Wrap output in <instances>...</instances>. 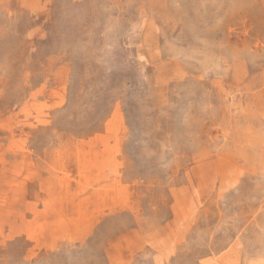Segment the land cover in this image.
<instances>
[{
	"label": "rangeland",
	"instance_id": "obj_1",
	"mask_svg": "<svg viewBox=\"0 0 264 264\" xmlns=\"http://www.w3.org/2000/svg\"><path fill=\"white\" fill-rule=\"evenodd\" d=\"M0 264H264V0H0Z\"/></svg>",
	"mask_w": 264,
	"mask_h": 264
}]
</instances>
